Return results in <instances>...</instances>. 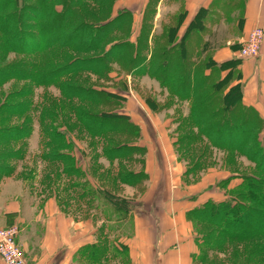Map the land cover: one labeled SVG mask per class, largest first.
<instances>
[{
	"label": "trees",
	"instance_id": "obj_1",
	"mask_svg": "<svg viewBox=\"0 0 264 264\" xmlns=\"http://www.w3.org/2000/svg\"><path fill=\"white\" fill-rule=\"evenodd\" d=\"M86 1L88 0H0V57L11 53L21 57L11 67L0 65V89L2 85L19 78L45 87L58 85L63 98L49 100L50 104L39 113L40 120L49 121L46 127L48 131L45 133L51 137L49 142L54 140L56 149L64 146L71 134L65 123L66 117L75 114L84 131L103 137L106 135V140L103 141L104 154L111 159H120L128 153L142 150V147L136 145L141 127L128 115L116 113L125 100L117 93L98 90L88 82L75 85L70 84L68 79L71 78V72H78L77 68L83 66L88 69L99 67L100 71L109 72L112 62L134 76L140 73L149 75L159 82L163 91L169 92L163 108L179 101L190 104L186 114L182 112L180 117L174 114L178 132L182 133L176 142V150L183 151L192 161L187 165L185 173L195 174L202 169L205 163L201 161V157L211 150L210 146L226 153L224 164L231 169L232 176L219 183L225 189V198L198 202L186 212V217L194 224V228L201 226L196 230L201 237L196 238L200 250L194 254V263L210 264L209 251L213 249L229 252L232 256L235 252L233 245L241 241L244 243L256 240L259 243L257 246L251 245L247 253L248 259L262 253L264 116L243 100V58L234 55L221 62L214 58V51L221 45L216 40L219 36L214 28L219 25L216 14L201 8L185 33L179 37L178 30L186 15L183 4L182 10L171 14L169 20L162 22L160 30L156 32L154 18L160 0H147L138 37L132 41L130 29L133 28L135 13L132 9L122 8L113 15L115 0H98L101 9L98 11L90 9ZM238 2L239 0H227L223 4L224 13L231 15L230 10L237 8ZM58 6L61 7L60 10ZM150 16H153L152 21ZM239 17L237 27L241 29L243 14ZM31 24L38 26L35 28ZM53 27L60 29V37L52 40L36 37L35 31L50 35L49 30ZM122 36L125 39L120 41ZM152 40L156 42L155 47L151 46ZM14 42H17V46L12 44ZM241 43L236 44L239 46ZM236 44L232 47L234 51L240 52L242 47L237 49ZM20 45L25 48H20ZM108 46L111 47L107 48ZM68 49L82 52L101 49L103 52L95 60L93 58L95 65H89V60L82 61L84 65H77L76 58H73ZM40 54L45 57L40 58ZM29 93L30 89H25L20 91L19 96ZM75 98L102 109L98 112L87 106L79 109V105L71 102ZM29 104L32 106L28 102L11 103L6 99L0 102V143L5 140L7 143L16 139L21 141L29 136V128L19 125L9 128L4 125L14 115L23 114L29 119ZM76 126L70 127L75 129ZM63 127L68 130L65 131ZM114 134L131 136L135 141L132 144H122ZM203 139L210 144L201 149L202 145L198 142ZM197 144L199 147H195ZM20 156H24V152ZM242 157L252 166L250 170L238 172L233 165H237ZM10 172L8 165L0 164V175H8ZM120 173V178L131 185L144 177L148 178L147 173L145 175L131 170L125 174L121 170ZM235 176H239L241 181L230 186ZM102 194L108 206L112 207L114 217L118 213L130 212V202L126 198L108 191ZM108 212L103 210L102 214L110 224H114V227H109L112 231L107 233L104 228H100L96 240L78 251V264H81V260L82 264H100L102 259L114 257L124 260L120 251H125L128 258L127 246L110 237L114 228L121 227L122 220L118 217H106ZM204 228L209 230L205 232Z\"/></svg>",
	"mask_w": 264,
	"mask_h": 264
},
{
	"label": "rangeland",
	"instance_id": "obj_2",
	"mask_svg": "<svg viewBox=\"0 0 264 264\" xmlns=\"http://www.w3.org/2000/svg\"><path fill=\"white\" fill-rule=\"evenodd\" d=\"M146 1L147 0H115L113 5V15L122 8H133L135 12L134 23L132 30L130 29V31H132L130 37L132 41H135L136 37H138L137 34L143 21L142 12ZM86 2H88L90 9L96 11L101 10L98 0H88ZM170 2L172 3L169 5L161 6L162 16L160 15L161 17L159 20L156 21L154 18L156 32L160 30L162 22L169 20L171 14H175L182 10L180 0H170ZM58 9L60 10L61 7L58 6ZM236 9L238 10L239 7ZM214 13L217 16L216 18L219 19V25L216 27V34L219 36V39L216 40L221 44L220 47L218 46L214 51L215 56L216 52L224 47L234 50L232 46L242 42L245 37L242 41L240 40L241 38H239V36L241 35V29L239 27L233 28L235 23L232 21V15H227L225 13L220 14L217 11ZM156 14H158V10ZM152 19L153 16H150V21H152ZM222 19L223 21L226 20V22H223ZM31 25H34L35 28L38 26V24ZM49 31L51 33L50 35L37 31H35V34L37 35L36 37L41 39L46 38L47 40H52L61 36L60 29H55L53 27ZM121 38L120 41L125 39L124 36ZM263 39L264 33L261 37L260 49ZM108 42L110 43V41ZM12 44L17 46V42ZM118 44L119 43H117V45ZM242 45V43L239 46L236 44L238 47L237 49L241 48ZM151 46L155 47L156 42L152 40ZM19 47L25 48L23 45ZM109 47L111 46L107 48ZM260 49L256 56L259 55ZM28 50H32V48H28ZM68 50L72 53L73 58H76V62H78L77 65H84L82 61L87 60L90 61V63H88L89 65H95V63L92 62L93 58L95 60V58L103 52L101 49L87 52L72 49ZM236 54L240 57V52L237 51ZM40 55V58L45 57L43 54ZM241 58L245 59L244 57ZM20 59L21 57L19 55L11 53L8 56L0 57V65L11 67L15 62L18 63ZM99 69V67L89 69L86 66L78 67V72H71V78L68 79V81L70 80V84L75 85L86 84V82H88L98 90H107L120 95L125 101L122 102L116 113H121L125 116L128 115L141 127V134L136 145L142 147V150L128 153L125 157L120 159L112 158V160L108 158L103 152V141L104 139L106 140V135L103 137L99 134L94 135L89 131H84L80 128V123L75 117V114H72V117H66L65 123L68 124L70 130L63 127L65 131H70L71 134L69 139H66L64 146L56 149L53 143L54 140L49 142L51 137L45 134L46 131H48L46 127H48L49 121L40 120L39 113L40 110L50 104L48 102L49 100L55 99V101H57L63 98L60 87L58 85L46 87L44 85H34L29 81L20 80V78L18 80H11L7 84L2 85L0 89V102L6 99L11 103L28 102L31 103L32 106L29 104V119L23 114L14 115L13 117H9L10 119L6 121L4 125L9 128L17 125L25 127V129L29 128L28 131L30 134L26 139L21 141L20 139H16L13 142L7 143L5 140L0 143V164L4 163L8 165L11 170L8 175H0V202L4 198L1 197L3 193L2 190L5 189L6 195L9 192L11 194L20 192V195L25 192V198L27 202H29L28 205L34 210L39 209V207L48 206L50 203H55V206L69 217L74 225L78 226L79 223L84 220H89L91 223L90 227L91 225H95V238L100 228H104L107 233L112 231L110 228L114 227L112 226L114 224H110L107 218L105 219L102 214L103 210L111 211V214L109 212L106 213V217H113V219L119 218L122 220V225L119 229L114 228L110 237L112 240L115 239L120 244H124L125 240L133 234V212L131 210L137 208L140 205V201L145 199V196L150 191H148V183L145 177L136 184L131 185L120 178V171L122 170V173L125 174V172L131 170L142 172L146 175V173L148 174V157L149 159L150 157L152 158V160H150L152 170H156L158 175H161L160 178H157V183L153 176L157 191H166L168 183L169 185L172 184V188L174 189H182L189 185H197L201 179L205 178L204 175L209 172H215L218 173L220 178H218L214 184L203 187L202 191L205 195H210L207 199L220 200L223 199V197L225 198V189H223L219 183L223 179L232 176V174L230 171L231 169L227 168L225 166L226 164H224L226 153L223 150L210 146L211 150L201 157V161L205 163L204 166L195 174L185 173L187 165L192 161L190 158H187L183 151L176 150V142L178 141L179 134L182 133L178 132V124L174 121V114L176 117H180L182 112L186 114L190 104L187 101H179V103L177 102L173 106L171 105L169 107V105H166L167 107L163 108L162 105L168 100L167 97L169 92L168 90L163 91L159 82L149 75H142V73H140L134 76L114 62L111 63V70L109 72L100 71ZM172 72L174 71L172 70ZM66 77L68 78V76ZM25 89H30V93L25 96H19L21 95L20 91H24ZM71 97L73 98L75 96ZM71 102L74 105H79V109L84 106L93 109L94 112L101 111L102 109L100 106L88 102L87 104L82 103L78 98L73 99ZM75 125H77L75 129L70 127H74ZM12 135L14 134L12 133ZM114 135L117 136L118 141L122 144H132L135 141V138L131 136L127 137L124 134ZM198 144H201L202 146L200 148L204 149L205 145L210 143L208 140L203 139L198 142ZM198 144L195 145V147L198 146ZM22 152H24V156H20ZM193 158L195 159L196 157ZM251 166V163L248 162L245 157H242L238 160L237 165H233V168L238 170V172H244L250 170ZM223 174L225 177H221ZM212 180L213 178L211 177V181ZM240 181L241 178L235 176L230 186ZM104 191L126 198L130 202V212L118 213L115 215L118 218L114 217V213L111 209L112 207L108 206L109 204H107L103 198L104 195L102 192ZM97 219L103 220L102 224L99 226H96V224H98L96 221ZM0 226L8 227L1 224V222ZM192 226L194 239L196 241V238L198 239L201 237V235L196 232L201 226H197V229L194 228L193 223ZM107 228H109V230ZM90 229L92 230V227ZM204 229L205 232L209 230L207 228ZM74 231H76V229H74ZM90 239H92L91 236ZM258 244L256 240H250L244 243L241 241L239 244L236 243L233 245L235 251L233 254L234 256H231L229 252H220L218 249L210 250V264H264V251L248 259L247 253L249 248L251 245L257 246ZM22 250L25 254L26 261V252L23 248ZM199 250L198 248V253ZM120 254L124 256V260L121 258L122 264H128L125 251H120ZM106 261L109 260L107 259ZM29 264L36 263L31 262ZM38 264L45 263L40 262Z\"/></svg>",
	"mask_w": 264,
	"mask_h": 264
},
{
	"label": "crops",
	"instance_id": "obj_3",
	"mask_svg": "<svg viewBox=\"0 0 264 264\" xmlns=\"http://www.w3.org/2000/svg\"><path fill=\"white\" fill-rule=\"evenodd\" d=\"M226 2L227 0H180L186 10V15L178 30V36L181 37L185 33L201 8L211 10L213 13L217 11L224 14L223 4ZM171 3L170 0H160L156 21L162 16L161 6ZM237 5L239 9L232 8L230 13L235 23L233 28L237 27L239 16L243 14V25L239 36L242 41L252 28L256 26L264 28V0H239ZM216 27L214 26L215 30ZM236 52L224 47L216 52L214 58L220 62L225 61L237 55ZM241 69L242 81L245 84L243 100L246 104L257 108L264 116V39L259 55L243 59ZM150 160L152 158L148 157L147 183L150 192L145 199L140 201L137 208L131 210L133 212V234L124 242L129 253L128 264H195L194 254L198 247L194 239L192 223L187 219L186 212L195 203L209 198L210 195H205L202 188L214 184L220 177L218 173L209 172L197 185H189L182 189L172 188V184L169 185L167 181L166 191H157L153 176L157 183V178L161 175H158L156 170H152ZM4 190L1 195L4 198L0 202V222L4 226L16 225L18 227L17 242L26 252L27 264L31 262L78 264V251L96 240L94 234L96 227L91 225V230L89 220L81 221L78 226L74 225L73 221L55 206V203L34 210L29 207L25 192L21 195L20 192L11 194L9 191L12 190L8 189L9 193L6 195ZM96 221L98 222L96 226L103 222L99 219ZM0 264L5 263L0 259ZM100 264H122V261L120 257H114L109 261L102 259Z\"/></svg>",
	"mask_w": 264,
	"mask_h": 264
},
{
	"label": "built area",
	"instance_id": "obj_4",
	"mask_svg": "<svg viewBox=\"0 0 264 264\" xmlns=\"http://www.w3.org/2000/svg\"><path fill=\"white\" fill-rule=\"evenodd\" d=\"M264 28L257 26L252 29L242 41L240 57L256 56L260 49V42ZM17 226H0V258L5 264H26L25 254L18 245Z\"/></svg>",
	"mask_w": 264,
	"mask_h": 264
}]
</instances>
